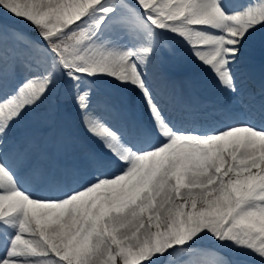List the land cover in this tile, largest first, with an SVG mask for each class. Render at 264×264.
I'll return each instance as SVG.
<instances>
[{
	"label": "snow or ice",
	"instance_id": "obj_1",
	"mask_svg": "<svg viewBox=\"0 0 264 264\" xmlns=\"http://www.w3.org/2000/svg\"><path fill=\"white\" fill-rule=\"evenodd\" d=\"M0 264H264V0H0Z\"/></svg>",
	"mask_w": 264,
	"mask_h": 264
},
{
	"label": "bare ground",
	"instance_id": "obj_2",
	"mask_svg": "<svg viewBox=\"0 0 264 264\" xmlns=\"http://www.w3.org/2000/svg\"><path fill=\"white\" fill-rule=\"evenodd\" d=\"M197 95H199L201 97H206V96L212 95V93H211L210 89L201 88V89H198Z\"/></svg>",
	"mask_w": 264,
	"mask_h": 264
}]
</instances>
